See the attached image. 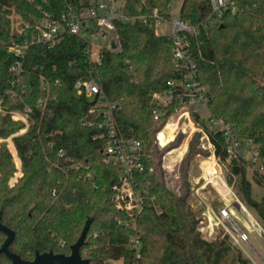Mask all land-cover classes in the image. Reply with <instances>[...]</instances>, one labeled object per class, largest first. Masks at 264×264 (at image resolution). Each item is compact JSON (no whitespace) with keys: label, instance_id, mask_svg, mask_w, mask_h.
Masks as SVG:
<instances>
[{"label":"trees","instance_id":"1","mask_svg":"<svg viewBox=\"0 0 264 264\" xmlns=\"http://www.w3.org/2000/svg\"><path fill=\"white\" fill-rule=\"evenodd\" d=\"M81 1L0 0V105L21 112L30 108L24 132L22 121L0 112V221L15 232L9 249L26 260L35 252L67 255L85 220L92 217L80 249L91 264H248L225 238L202 236L203 208L191 205L189 184L185 182L183 194L176 193L153 163L150 140L158 124L151 95L178 75L170 36L156 34L139 20L117 21L120 48L101 50L91 59L79 37L65 31L51 48L30 46L22 76L12 84L9 68L17 58L9 50L11 42L31 33L44 12L59 17ZM123 1L127 16L146 15L154 8L169 16L173 2ZM179 17L194 26L186 37L187 49L210 117L222 120L239 143H253L257 158L264 160V0H236V11L221 17L211 15L210 0H182ZM79 77H93L106 101L118 106L115 118L123 137L148 142L143 171L132 172L136 188L145 193L136 223L118 222L129 219L116 208L111 190L122 169L103 161V140L93 139L96 127L87 125L95 118L88 109L97 97L74 94ZM45 98L41 107L39 101ZM11 135L21 162V175L12 185L8 181L17 170L5 141ZM210 141L214 155L226 161L223 133L210 132ZM229 160L231 175L240 177L244 202L264 228V193L258 199L252 196V183L246 178L249 163L240 154ZM252 179L264 187L263 173L256 171ZM135 234L141 242L139 258L129 245ZM4 239L0 231V247ZM0 264L13 263L0 252Z\"/></svg>","mask_w":264,"mask_h":264},{"label":"built area","instance_id":"2","mask_svg":"<svg viewBox=\"0 0 264 264\" xmlns=\"http://www.w3.org/2000/svg\"><path fill=\"white\" fill-rule=\"evenodd\" d=\"M172 4L169 5V13ZM211 15L221 17L225 13L236 11V0H210ZM139 20L144 24L154 28L156 34L168 35L172 38V64L177 77L166 81V87L151 95L154 103L153 118L157 121L154 143L162 148L172 142L178 133L186 134L191 128L200 133L202 139H206L208 148L214 153V147L210 141V132L221 131L227 143L226 152L228 159L237 157V148L240 143L231 135L227 125L220 119L207 117L200 114V106L206 108L207 100L198 86L196 78V66L194 59L188 52L187 35L194 32V26L179 16L176 19L169 16H162L157 8L149 14H139L137 16H127L124 12L123 0H83L79 5H69L68 9L61 16L56 17L51 13L44 12L42 18L34 25L31 33L25 34L23 38H15L9 45V50L17 58L10 66L13 73L12 84L17 82L23 73V62L26 52L30 46L35 44L44 45L51 48L60 38V35L68 31L77 35L84 45L86 54L91 59L98 58L101 50L115 51L120 48V42L116 29V22H133ZM163 22L170 25L171 33L165 34L158 31V26ZM116 47L112 48V42ZM42 87L48 92V84L41 76ZM58 83V80L55 81ZM74 94L84 99H96L95 105L88 109L89 114L95 113L94 119L87 122V125L96 127L93 139L103 140L101 152L105 163L119 165L122 174L119 181L111 188L113 201L116 208L128 216V220H119V223H136L137 216L144 208L145 193L136 188L133 179V171H143L142 159L148 156L144 152L145 142L138 138L123 137L116 124L115 111L118 106L106 101L100 88L93 77H79L73 84ZM13 95L14 92H12ZM41 107H45L46 98L39 101ZM207 109V108H206ZM26 107L25 112L19 110H7L0 105V112L9 114L13 120H20L25 125L21 130L24 132L29 125ZM198 117V119L196 118ZM204 124L201 125L200 121ZM194 123V125H192ZM165 131H170L165 134ZM160 134H163L164 142L161 141ZM2 139H0V142ZM16 172L11 180L13 184L17 177L21 175V162L15 149L12 135L5 139ZM171 150L162 157L171 154ZM164 172L166 169L164 165ZM227 215V214H226ZM244 235V233L242 234ZM243 239L248 238L244 235ZM130 248L135 257L139 258L141 242L138 235H133L129 240Z\"/></svg>","mask_w":264,"mask_h":264},{"label":"rangeland","instance_id":"3","mask_svg":"<svg viewBox=\"0 0 264 264\" xmlns=\"http://www.w3.org/2000/svg\"><path fill=\"white\" fill-rule=\"evenodd\" d=\"M181 3L182 0H173L171 18L179 16ZM157 30L171 33L170 25L166 22ZM199 111L202 116H208L204 106H200ZM193 128H188L191 130L186 134L178 133L172 142L162 148L154 143L155 128L150 140L154 165L159 173H163L166 186L176 193L183 194L185 182L189 184L191 205L196 210L203 208L199 230L204 238L213 241L225 238L241 252L248 264H264V228L256 212L242 198L240 177L231 175L228 166L230 160L218 159L208 148L206 139H202ZM169 132L165 131V134ZM160 138L164 142L163 134H160ZM147 143L145 141L146 146ZM170 150L171 154L163 161L162 157ZM237 152L249 163L246 165V178L252 183V196L258 199L264 193V187L256 184L252 178L256 171L264 174V160L257 158L255 146L250 141L240 143ZM12 178H9L8 184H11ZM243 233L247 240L243 239ZM109 264H122V261Z\"/></svg>","mask_w":264,"mask_h":264},{"label":"water","instance_id":"4","mask_svg":"<svg viewBox=\"0 0 264 264\" xmlns=\"http://www.w3.org/2000/svg\"><path fill=\"white\" fill-rule=\"evenodd\" d=\"M111 47H116L114 41ZM91 222L92 217H87L78 239L70 245L69 254L54 253L52 251L43 253L35 252L33 259L26 260L9 249V245L14 239L15 232L0 221V231L5 235V239L0 247V252L4 253L13 264H91L89 259L84 258L80 253L81 247L85 244Z\"/></svg>","mask_w":264,"mask_h":264},{"label":"bare ground","instance_id":"5","mask_svg":"<svg viewBox=\"0 0 264 264\" xmlns=\"http://www.w3.org/2000/svg\"><path fill=\"white\" fill-rule=\"evenodd\" d=\"M247 237V236H246Z\"/></svg>","mask_w":264,"mask_h":264}]
</instances>
